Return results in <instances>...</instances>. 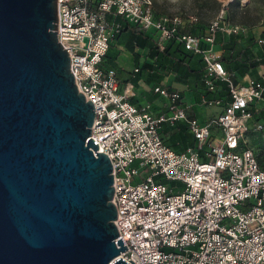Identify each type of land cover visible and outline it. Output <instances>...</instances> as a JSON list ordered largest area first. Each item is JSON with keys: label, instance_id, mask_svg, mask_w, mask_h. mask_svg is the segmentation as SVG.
Wrapping results in <instances>:
<instances>
[{"label": "built area", "instance_id": "obj_1", "mask_svg": "<svg viewBox=\"0 0 264 264\" xmlns=\"http://www.w3.org/2000/svg\"><path fill=\"white\" fill-rule=\"evenodd\" d=\"M233 1H220L216 17L196 35L183 30L196 16L158 14L153 0H56L57 40L77 90L93 105L87 139L112 166L115 242L122 237L127 247L116 258L129 264H264V168L246 141L258 127L264 69L233 83L214 49L218 32L244 30L224 21ZM123 22L148 33L159 51L173 41L199 55L205 90L227 83L225 97L200 100L220 110L201 121L179 90L162 84L152 90L164 111L155 114L151 102L135 100L133 82L122 85L117 69L101 66ZM177 122L193 137L183 150L169 146L162 132Z\"/></svg>", "mask_w": 264, "mask_h": 264}, {"label": "water", "instance_id": "obj_2", "mask_svg": "<svg viewBox=\"0 0 264 264\" xmlns=\"http://www.w3.org/2000/svg\"><path fill=\"white\" fill-rule=\"evenodd\" d=\"M56 27V0H0V264H129Z\"/></svg>", "mask_w": 264, "mask_h": 264}, {"label": "trees", "instance_id": "obj_3", "mask_svg": "<svg viewBox=\"0 0 264 264\" xmlns=\"http://www.w3.org/2000/svg\"><path fill=\"white\" fill-rule=\"evenodd\" d=\"M261 39L263 40V53H264V31L260 34ZM223 38H225L223 40ZM254 37L251 34H230L227 36L217 35L215 36V42H221L222 52L220 54L221 62L229 69V71L237 70L240 75L246 73L248 68H254L259 62L264 63V58L258 62L249 61L248 53L249 47L254 44ZM242 43H246L243 46ZM122 44L125 51L132 53L133 60L135 64L137 63V53L136 48H145L146 53L150 58H155L157 61L163 59L165 63H168L174 71H178L179 75L175 77V80L184 82L185 78L193 75L195 77V82L197 85H204L203 81H200L202 76L201 70L192 71L188 67L180 73L183 68L182 58L186 55L188 51H185L179 44L170 41L167 43L165 49L163 51H159L155 42L150 38V36L144 34L141 30L127 24L126 22L122 23V29L120 33H118L112 46L115 49L111 48L107 51L106 55L103 57L101 66L103 67H113L115 69L117 66V58H118V45ZM173 45L171 49L170 46ZM175 60L173 61V59ZM242 62L239 64L238 61ZM247 62V63H246ZM146 66L152 67L151 64H146ZM226 69V68H225ZM227 70V69H226ZM228 71V70H227ZM228 71V72H229ZM193 72V73H192ZM230 74V78L235 83L234 77ZM162 78L161 74L151 73L150 77L146 78L147 82L154 81L155 83L159 82ZM137 79L135 75L133 81ZM169 87V86H168ZM170 88V87H169ZM227 83L225 81H217L215 92L206 91V97H225L227 95ZM163 135L165 142L171 146L175 150H183L185 147L193 144V137L188 132L186 125L177 122L174 126L169 127L165 126L163 128ZM165 133H168V137H165ZM178 142V144H177ZM180 144V145H179Z\"/></svg>", "mask_w": 264, "mask_h": 264}, {"label": "crops", "instance_id": "obj_4", "mask_svg": "<svg viewBox=\"0 0 264 264\" xmlns=\"http://www.w3.org/2000/svg\"><path fill=\"white\" fill-rule=\"evenodd\" d=\"M218 11H219V8L217 9L216 15L218 14ZM155 12L157 11L155 10ZM157 13L161 14L159 12ZM188 15H193V14H188ZM207 26H204V28L200 29L196 26V22L192 24L187 23L185 27L183 28V30L196 34V35H202L204 34ZM143 33L148 35V33L146 32H143ZM219 34L222 36L229 35L228 33H225V32H218L217 35ZM224 39L225 38H223V40ZM254 39H255L254 44L249 47L248 57H249V61L258 62L264 58L263 40L261 39L260 35L256 37L254 36ZM259 39H261L262 41L260 42ZM220 43L221 42H215L214 49L218 50L219 53L221 54L222 49H221ZM241 44L243 46L246 45L245 42L244 43L241 42ZM170 47L172 49L173 45ZM117 48L119 52H118L116 68L118 71V76H119V80L121 84L123 85L127 80L132 81L135 75L139 76L141 74L139 77H137L135 81H132L134 84V90L136 94L135 100H137L138 102H151L153 112L155 114H158L159 112H161V110H163V107L160 105L161 99L157 95H155L152 90V88L155 85H160V84L165 85L167 87L169 86L170 89L179 90L181 96L184 98L185 104L190 106V108L188 109L189 113L198 117L199 119H201V121L207 120L209 117L215 115L220 110V107H217V106H202L200 100L203 95H206L205 94L206 90L204 88V85L199 86L196 84L195 77L193 75L189 76L190 80L193 81V89L190 91L186 89L187 84L185 82H180V81L175 80V77L179 75V72L174 71L172 68V65L170 66L168 63H165L163 59L157 61L155 58H150L147 55L145 48H136V53H137V63L136 64L133 60L132 53L125 51L122 44L118 45ZM122 53H125L128 56L129 59L127 62L125 61L122 62L120 60V56ZM185 54L186 55L184 56V58H182L183 59L182 62L184 64L183 67H185V69L186 67H188L193 72L196 70H201L202 75H203L204 64L200 56L197 54L190 53V52H187ZM174 60L175 58L173 59V61ZM238 63L242 64L240 60L238 61ZM146 64H151L152 67L146 66ZM130 65H133L132 69L127 70L126 68L129 67ZM135 67H139L142 69L140 70L141 72L140 74L136 72L133 73V69ZM225 68L229 71L227 67ZM263 69H264V63L259 62L254 68H248L246 73L243 75H240L237 70H232L229 72L234 77L235 83H244L251 77H258L259 74H261V72L263 71ZM154 72L162 75L161 80L157 83H155L154 81L147 82L146 78L150 77V74ZM122 73H126L128 76L125 79H123L121 75ZM200 81H203L202 76L200 78ZM205 108L210 109L208 113H206V111L203 110Z\"/></svg>", "mask_w": 264, "mask_h": 264}, {"label": "rangeland", "instance_id": "obj_5", "mask_svg": "<svg viewBox=\"0 0 264 264\" xmlns=\"http://www.w3.org/2000/svg\"><path fill=\"white\" fill-rule=\"evenodd\" d=\"M220 1L222 0H153L154 8L159 13H165L168 15L178 14L185 18L188 14L196 16V26L200 29L214 19L217 9L219 8ZM247 1V2H246ZM242 2L235 0L228 6L223 15L224 21L232 25H239L244 27L243 31L239 34H251L253 37L258 36L264 31V0H246ZM194 22V23H195ZM233 34V33H228ZM226 35V34H225ZM112 49H115L112 46ZM128 56L122 53L120 60L123 62L128 61ZM133 65L127 67V70L132 69ZM183 67L180 71H184ZM139 71L136 73H141ZM122 78L125 79L128 75L122 73ZM141 75V74H140ZM139 75V76H140ZM139 77L138 75H136ZM133 81V80H132ZM184 82L187 84L186 89H193V81L190 78H185ZM210 108V107H208ZM203 109L206 113L210 109ZM161 111H164L161 110ZM254 122L258 124L256 128H250L246 134V141L248 147L254 152L258 163L264 168V103L261 104L257 112L254 114ZM168 133H165V137H168Z\"/></svg>", "mask_w": 264, "mask_h": 264}, {"label": "bare ground", "instance_id": "obj_6", "mask_svg": "<svg viewBox=\"0 0 264 264\" xmlns=\"http://www.w3.org/2000/svg\"><path fill=\"white\" fill-rule=\"evenodd\" d=\"M247 2V1H246Z\"/></svg>", "mask_w": 264, "mask_h": 264}]
</instances>
